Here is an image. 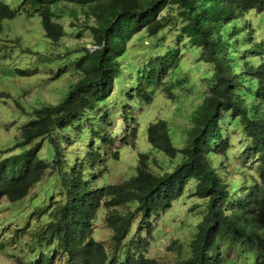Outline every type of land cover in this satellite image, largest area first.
<instances>
[{"label": "trees", "instance_id": "trees-1", "mask_svg": "<svg viewBox=\"0 0 264 264\" xmlns=\"http://www.w3.org/2000/svg\"><path fill=\"white\" fill-rule=\"evenodd\" d=\"M59 1L62 0H20L15 7L0 0V33L4 20L30 9L39 14L43 37L58 44L65 32L54 18H57L54 6ZM68 1L85 7L84 27L91 32L92 45L96 47L82 46L77 52L79 56L73 63L79 76L65 89L59 102L25 106L17 100L21 94L12 95L15 105L26 111L18 116L13 110L22 121L14 144L19 151L0 157V202L4 198L8 202L25 198L45 175L58 176L63 188L64 201L52 204L46 211L43 210L49 201L44 206L41 205L46 202L42 200L30 202L32 211L38 209L37 214L46 212L50 216L30 232L27 255L22 261L25 264H54L56 259L61 260L60 264H164L144 257L141 252L136 255L135 245L139 241L132 238L131 231L136 229L139 233L140 224L148 227L151 217L166 210L182 195L185 184L194 180L191 193L200 199V204H196L199 217L186 253L181 252L183 244L177 242L174 264H264V41L254 40L255 29L252 30L249 21H240L243 14L254 13V20L264 13V0ZM89 16L94 17L91 23L87 20ZM240 23L244 25L243 31L238 28ZM164 28L169 42V36H175L176 42H180L178 46L197 51L212 66L208 89L192 112V123L185 129L182 146L173 144L166 119L158 118L145 127L150 147L178 161L171 171L158 173L151 170L148 154L139 152L134 173L121 183L92 186L82 174L93 161L100 159L99 149L90 144L92 139L87 143L84 163L82 154L65 155L62 141L53 140L52 135L58 130L66 131L95 103L105 101L113 84L116 87L123 84L120 58L126 53L127 40L135 33L141 39L143 34L156 35ZM240 33L244 39L242 47L247 49L249 45L255 54L261 46L263 53L239 59L235 47L241 46ZM159 46L168 48L169 52L156 56L159 63L152 70L154 80H159L164 69L174 65L178 58V47ZM4 47L9 48L5 44ZM14 71L26 72L23 68ZM139 93L147 98L144 90H138ZM5 97L9 93L0 90V99ZM221 121L233 127L242 126L239 155L250 159L251 166L258 170L256 175L227 177L219 154L231 158L226 154L230 137L225 132L227 128L219 124ZM111 136L98 135L105 145L112 141ZM45 138L52 146L49 163L38 154ZM67 161L69 166L65 164ZM43 193L51 194L46 189ZM131 204L133 208H129ZM101 210H105L102 219L97 216ZM136 214H139L137 220ZM99 221L111 232L110 254L103 242L94 237L93 226ZM26 222L21 230H28Z\"/></svg>", "mask_w": 264, "mask_h": 264}, {"label": "rangeland", "instance_id": "rangeland-1", "mask_svg": "<svg viewBox=\"0 0 264 264\" xmlns=\"http://www.w3.org/2000/svg\"><path fill=\"white\" fill-rule=\"evenodd\" d=\"M4 1L17 7L20 0ZM54 8L57 16L54 18L65 30L58 44L43 37L39 14L30 9L22 10L12 19L3 21L4 28L0 33V90L7 91L9 97H5V101L0 99V157L19 151L15 149L14 144L18 140V127L22 121L15 117L13 110L19 113L18 116L25 115L26 111L15 105L12 95L21 94L17 100L23 102L25 106H33L38 101L57 103L65 89H68V86L79 76L73 63V59L79 56L77 52L82 46L89 49L95 47L92 45L91 32L84 27L85 7L73 1L62 0ZM252 14L254 13L249 16L243 14L240 21L244 19L247 23L249 21L252 30L255 29L252 32L254 40L264 41V13H259L254 20ZM87 20L91 23L94 17L89 16ZM256 20L257 24H255ZM238 28L243 31L244 25L240 23ZM166 32L164 28L156 35L143 34L141 39L138 38L139 33H135L127 40L126 53L120 58L122 62L120 78L123 84L119 87L113 84L105 101L95 103L66 131L58 130L52 135L53 140H61L62 143L63 140L65 141L62 144L63 148L65 146L63 150L66 152L65 155L69 152L82 154L84 163L87 160L85 149L88 147L89 139H92L90 144L99 149L100 159L93 161L92 165L82 172L83 177L88 178L92 186L121 183L134 173L139 152L148 154L151 170L158 173L164 170L171 171L178 161L176 157L169 159L162 152L150 147L146 140L145 127L158 118L166 119L171 129L173 144L176 147L182 146L185 129L192 123V112L208 89L209 71L212 66L203 61L197 51L190 50L188 46H178L180 42H176L175 36L170 35L169 42ZM238 37L241 46L236 45L235 49L239 59L248 56L251 58L263 53L261 46L255 54L252 53V47L250 48L249 45L247 49L242 47L243 36L240 33ZM231 38L234 44L236 36L233 35ZM4 44L9 48L4 47ZM162 44L170 48L178 47V58L174 65L164 69L159 80H154L152 70H155L153 68L159 63L156 61V56L169 52L168 48L159 46ZM14 68H23L26 72H15ZM138 90H144L147 98L141 93L138 94ZM224 116L226 117L227 113ZM219 124L227 128L225 132L227 131L230 137L226 154L231 158L228 160L224 154H219L220 160H223L221 166H225L227 177L256 175L258 170L251 166L253 163H250V159H243L239 155L243 144L240 139L243 134L242 126L237 124L233 127L229 122L224 121ZM106 133L112 134L113 139L105 145L98 135ZM41 144L38 154L43 161L49 163L52 159V146L46 138ZM65 164L69 166V161ZM193 186L194 180L188 181L182 195L175 198L166 210L153 215L148 227L140 224L139 233L136 229L131 231L132 238L139 241L138 252L162 260L165 264H173L177 258L176 245L179 241L183 244L181 252L186 253L199 217L197 212L199 207L196 204H200V199L192 195ZM44 189L51 194L48 196L43 193ZM32 200L45 201L46 203L41 206L48 204L49 201L48 207L43 211L50 209L56 202H63L64 194L59 177L54 174L45 175L30 189L25 198L15 202H8L4 198L0 202V242H3L0 247V264H25L22 260L27 255L26 247L30 244V232L50 216L46 212L44 215L37 214L38 209L32 211L30 203ZM129 206L133 208L132 204ZM104 214L105 210H101L97 216L102 219ZM138 216L139 214H136L135 220ZM25 222L28 230H21ZM136 225L137 221H134L133 227ZM93 230L94 237L103 242L110 254L109 228L104 222L99 221L94 224ZM174 241L176 243L172 246ZM60 262V259H56L54 264Z\"/></svg>", "mask_w": 264, "mask_h": 264}, {"label": "clouds", "instance_id": "clouds-1", "mask_svg": "<svg viewBox=\"0 0 264 264\" xmlns=\"http://www.w3.org/2000/svg\"><path fill=\"white\" fill-rule=\"evenodd\" d=\"M95 47H96V46H95ZM95 47H94V48H95ZM94 48H93V49H94ZM60 100H61V98H60ZM60 100H59V101H60ZM59 101H58V102H59ZM38 103H44V102H42V101H38V102H36V103H34V104H38ZM54 104H55V103H54ZM73 125H74V123H73L72 125L68 126V128L71 127V126H73ZM68 128H67V129H68ZM55 133H56V132H55ZM55 133H54V134H55ZM54 134H53V135H54ZM46 139H47V138H46ZM48 141H49V139H48ZM64 142H65V141L63 140V143H64ZM63 143H62V144H63ZM41 146H42V144H41ZM157 151H158V150H157ZM163 155H164V154H163ZM133 239H134V238H133ZM134 240H135V239H134ZM100 241H101V240H100ZM137 244H138V243H137ZM137 244L135 245V247H136L135 254H136V255L139 253V252H138V251H139V247L137 246ZM49 252H50V251H49ZM141 253H142V252H141ZM142 254H143V253H142ZM143 256L146 257V258L153 259L154 261L163 262L162 260H159V259H157V258H155V257L147 256V255H144V254H143ZM176 260H177V258H176ZM176 260H175V261H176ZM175 261H174V262H175ZM163 263H164V262H163ZM164 264H165V263H164ZM173 264H174V263H173Z\"/></svg>", "mask_w": 264, "mask_h": 264}]
</instances>
